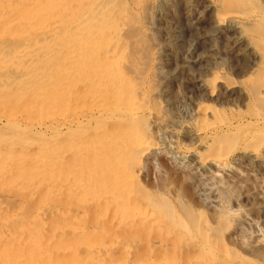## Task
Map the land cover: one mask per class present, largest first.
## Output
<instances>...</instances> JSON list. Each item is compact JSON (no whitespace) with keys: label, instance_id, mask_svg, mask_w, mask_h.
Returning a JSON list of instances; mask_svg holds the SVG:
<instances>
[{"label":"rangeland","instance_id":"rangeland-1","mask_svg":"<svg viewBox=\"0 0 264 264\" xmlns=\"http://www.w3.org/2000/svg\"><path fill=\"white\" fill-rule=\"evenodd\" d=\"M6 2L0 11V66H9L0 78V264H228L225 259L231 258L258 264V256H264V111L250 101L231 105L226 97L220 102L200 99L205 94L197 83L201 71L189 63L233 47L229 41L217 50L210 40L218 39L217 34L203 32L210 22L208 8L200 9L198 32L180 29L185 0H174V10L157 16L156 58L163 74L154 77L156 88L142 80L135 85L126 74L108 81L109 70L97 73L93 78L99 85L92 87L88 79L63 71L84 63L78 57L84 42L73 43L72 34L59 35L50 26L36 31L27 27L22 6L13 11L20 20L17 15L10 20L13 16L4 10L14 8V1ZM53 14L38 8L29 18L36 22ZM73 19L70 32L76 26ZM38 33L53 42L45 50L52 56L42 66L26 55L19 65L11 54L16 49L28 53L23 37L39 39ZM57 48L69 59L58 62ZM95 51L103 57L107 49ZM110 56L106 63L114 71L115 55ZM203 65L209 75L204 79L219 73L228 77L227 83L237 82L228 66L219 72ZM153 89H158L156 96ZM105 108L109 114L100 115ZM114 110L121 112L116 118ZM145 110L153 118L140 115ZM125 111L138 114L130 125ZM84 118L92 121L81 125ZM53 131L62 132L55 136ZM102 135L111 136L110 141L95 147ZM146 146L151 153L139 156ZM248 152L257 153L256 159L247 158ZM106 153L115 161H98ZM220 185L231 212L224 224L215 190ZM203 236L209 253L200 249Z\"/></svg>","mask_w":264,"mask_h":264},{"label":"bare ground","instance_id":"bare-ground-1","mask_svg":"<svg viewBox=\"0 0 264 264\" xmlns=\"http://www.w3.org/2000/svg\"><path fill=\"white\" fill-rule=\"evenodd\" d=\"M6 1L7 0H0V11H3V10H1V8L5 4ZM13 1H14L13 2L14 5L13 4L12 5L14 8H11V9L9 8L10 10H7V11L4 10V12H8L7 14L11 15V17L13 16L12 19H10V20L16 21L15 15H17L18 17L20 16V14L18 12H13L17 8V7L15 8V6H22L21 19H23L24 21L27 20V27L31 26V28L33 30H35V29L46 30V28H44V27L47 26V28H48L50 26L49 30L52 29L54 31V33H58V34L62 33L64 35L67 34L66 37L68 35L70 36V34H72L71 35V37H72L71 42H73V43L75 40H77L79 42L81 40V43L84 42L85 47L82 46L83 47L82 50H84V51H82L83 54L78 55V57L80 59H82L84 63L81 65L79 64L80 66L79 65H77L75 67L72 66L69 69L63 68V71H65L64 73H67V74L70 73V74L74 75L73 77H75V76L80 77L81 76L83 78L88 79V80H86V79L85 80L87 81L89 86L97 87L99 85V83L97 84V81H95V79L93 77H95L97 75V73H99L101 70H109L110 71L107 74V78H106L108 81L109 80L113 81L118 74H122V75L126 74V75H128L129 78H131L130 80L135 85H137L138 83H141L138 81L142 80L146 85H149L151 87H153V84L155 83L154 77L157 76L159 78L163 74L162 67L159 63H157L158 61L156 58L157 57L156 54L158 52L157 49H159L158 47L160 46L157 43V39L155 38V32H157L156 18L158 15H161V14L164 15V14H166V12H168L170 10H174V9H172L174 7V4H173L174 0H78L76 3L74 0L75 5H71V3H70V1H73V0H68L67 5L63 4V0H13ZM185 1H186V11L183 14L180 12L182 14L180 16V19H181V21H180L181 28L180 29L181 30H184L186 32L187 31L198 32V30H199L198 22H199L200 9L203 7H207L209 12H210V22H209L208 26L203 28V32L204 33L208 32V33L217 34V36H218V39L216 38L217 40L214 37H212L214 39H211L208 36L210 38L211 42L216 46L215 49L221 50L220 46L224 45V42L230 41L233 43L232 48H230L228 50H223L221 54L218 53V54H220V56H217L218 58L215 56V54H216V52H215L214 56H210V55H209L210 57L205 56L202 58V60L189 63L190 68H192V69L197 68L196 70H198V68H199L201 71L202 76L199 77L200 80L197 83L199 85L198 88L203 89V92L205 94H204V96H201L200 99L206 100V101L214 99L215 101L220 102V100L223 97H226V98H229L228 100L231 101V102L229 101V104H231V105H235V103H238V102L242 103V102H246V101L249 102L250 101L251 103H254V105H256V107L258 109H261L262 111H264V0H185ZM76 4L78 5L79 8L76 7ZM7 6H8V4H7ZM9 6H11V5H9ZM38 8L43 9L44 11L45 10L48 11L49 14L54 13L53 14L54 16L50 15L48 17V19H46V20L45 19L42 20V19L38 18V19H36V22H34L35 20L33 21V19L31 21V18H29V17L32 14L34 15ZM77 11H80V12L75 13ZM15 13H17V14H15ZM64 17H65V19H64ZM75 17H76V19L73 22V24L75 23L76 26L73 28L74 31L70 32V31H68L69 27H71L70 22L72 20H74L73 18H75ZM19 20H20V17H19ZM32 22H34V23H32ZM21 24H23V23L21 22ZM7 25H9V24H7ZM35 25H37L38 27H35ZM53 31H51V32H53ZM17 33H18V31H17ZM42 33H44V32H42ZM6 35H7V33H6ZM59 35H61V34H59ZM2 36H5V35H2ZM22 36H23V34H22ZM39 36L40 35L38 33V38H39ZM47 37H48V35H47ZM73 37H74V39H73ZM53 40H54V38H53ZM207 40H206V42H207ZM50 41L51 40H49L46 37H44V38L41 37L39 39L34 37V39H33V37L29 38V37L25 36V37H23V41H22L21 45H23V48L25 45L26 48L29 50V51H25V52H28L32 56L28 55V53H23V54L21 53L20 54L21 50L18 51L16 49L14 51V48L12 47L14 45V43L11 47L13 48V51L15 53L11 54V56L13 55L12 58L14 60H17L16 62L18 63L21 58L23 59V57L27 55L28 57L31 58V59H29L30 62L37 61V63L39 62V64H42V66H43L46 64V60L44 58L52 56L50 53L45 52V50H47V48H49L50 46L54 47L53 42L52 41L50 42ZM211 42H209V43H211ZM197 44L199 47H204V45H205V44L202 45V43H200V42ZM103 46H104V48L107 49V52L104 54L103 57H101V55L96 53L97 51H95V49L101 50ZM18 48H19V45H18ZM26 48H24V49H26ZM63 48L54 49V54H56L55 56L58 57V62L65 61L67 58L65 56L66 51ZM198 48H197V50H198ZM22 51H23V49H22ZM41 53H44L45 55L41 56ZM111 53H113V55H115L114 61L112 62L113 66H114V71H111L108 68V63H106V59H108L107 57H109ZM75 54L76 53H74L72 55L73 56L72 59L74 61L76 58L74 56ZM2 55H3V53H2ZM4 56H6V55H4ZM223 56H224V58H222ZM225 56L227 58H225ZM1 58H3V56L0 57V59ZM51 58H53V57H51ZM230 58H231V60H230ZM67 59H69V58H67ZM118 59H121V60H118ZM207 59H209L210 61H208ZM6 61H7V59H6ZM211 61H213V62H211ZM24 62L22 64H25ZM17 63H15V65ZM204 63H207L209 65L207 67L208 69H210V67H212L215 70L223 69L225 66H228V68H229L228 70H230L231 74L234 75L237 82H232V83L228 82L227 83L226 79H224L226 76H224V77L218 76L219 73H217V75L214 74V76H216V77H214L211 80L204 79L207 76H209L207 74L208 70H206L205 68L202 67V66H204L203 65ZM209 63H211V64H209ZM18 64L20 65V63H18ZM30 65H31V63H30ZM16 66H15V68H17ZM27 66H28V64H27ZM8 67L9 66H4V65H3V67L0 66V78H3L8 73V70H7ZM18 68H20V67H18ZM18 71H19V69H18ZM151 71H153V73L148 74V72H151ZM217 71H215V72H217ZM15 72H17V70ZM26 72H28V71H26ZM219 72H220V70H219ZM13 73L14 72H12V74ZM29 74L30 73H28V76H29ZM31 74H34V73H31ZM222 75H223V73H222ZM226 78H228V77H226ZM220 79L225 80V82L227 84L222 82V80H220ZM2 80L4 82L6 79L5 80L2 79ZM217 81H218V83H217ZM227 81H229V79ZM136 82H138V83H136ZM215 82H216V84H215ZM0 84H2V83H0ZM238 84H241L242 86H239ZM144 85H143V88L145 87ZM64 87H65V85H64ZM153 88H156V87L154 86ZM144 90H145V88H144ZM153 90H154V93L156 96V90H158V89H153ZM142 92H144L143 89H142ZM142 92H141V94L138 93L139 94L138 96H140V95L142 96ZM88 93H89V90H88ZM86 98H88L90 102L96 100V99H94L95 97L92 98V96L91 97L86 96ZM145 108H147V107H145ZM202 108H203V106H202ZM109 110L110 109L106 110V108H105V111L99 110L98 112L100 115H106V114H109V112H110ZM114 112H113L114 118L118 117V114H121V112H118L115 110H114ZM205 114H203L202 116L200 115V118L204 117ZM124 115L128 116V117H126V120H125L126 124H128V125H130L132 122H134L135 118L138 116L137 113H133V112L129 113L126 111L123 113V116ZM140 115H142L143 117L148 118V119H151L154 116L153 113L150 112L149 110H145L144 112H141ZM90 119L91 118H84L80 122L81 125L88 123V122H91L92 120L90 121ZM224 120L225 119H223V121ZM261 120L264 122V115L261 116L260 121ZM64 121H62L61 123H64ZM158 122H159V120L155 121L154 123L157 125ZM4 123L8 124V122H6V121ZM9 124H11V123H9ZM25 124H26V122H25ZM29 124H31V123H29ZM159 124H160V122H159ZM223 125L225 126V124H223ZM230 125H232V124H230ZM15 126H17V125H15ZM74 126H75V124L70 125L69 128L67 127V130H70V131L73 130ZM224 126H223V128H224ZM232 127H233L232 129H234V126H232ZM31 128H33V127L31 126ZM45 128L48 129V127H45ZM45 128H43V129L47 130ZM34 129H36V128H34ZM49 129H50V127H49ZM198 129H199V127H198ZM201 129L202 128H200V130ZM227 129H229V127H227ZM42 132H43V130H42ZM61 132L62 131H60V132L56 131V133H55L53 131V134L55 136H58V135H60ZM200 132H204V131H200ZM228 132H230V131H228ZM51 133H52V130H51ZM53 134H51L50 136L52 137ZM197 134H198V132H197ZM199 134H202V133H199ZM218 134H219V132H218ZM43 135H45V133ZM102 137H103L102 141L97 143L95 145V147L104 148V144L107 143V140L110 141V139H111V136L104 137L102 135ZM206 137H207V135L204 138V139H206L205 142H207L210 139L209 138L207 140ZM111 142H112V140H111ZM208 145H209V143H208ZM146 147L147 148L144 151L142 150L143 152H138L137 154L140 156L141 153H144V152L151 153V148H148V146H146ZM255 154H257V153H255ZM255 154L253 152H248L245 155L247 156V158L249 157L251 160V159H256ZM104 157H109V155L106 153L104 156H102V159L98 160V161H101V163H102V161L106 160V159H104ZM111 158H112V161H115L114 157H109L110 160H111ZM138 166H140V165H138ZM140 171H143V170H140ZM215 190L218 191V194L220 193V196L218 195L220 197L218 205H220V207H221V208H218V209H220V210H218L219 220L223 224H224V222L229 223L230 222L229 215H231L230 214L231 212H229V210H227V208L224 206V205H227L229 202L227 191H226V189L221 187V185H220V187H218V186L215 187ZM215 207H216V205H215ZM15 214L16 213H14V215ZM243 221L244 220H238V222H243ZM242 226H244V225H242ZM239 227L240 226L237 225L235 227V231L239 230ZM203 232H207V231H203ZM260 239H261V237H260ZM259 240L257 238V241H259ZM200 249L203 253H209L212 250L209 247V245L207 244V240L204 236H203L202 242L200 244ZM250 253L252 254V252H250ZM250 256H251V258H255L256 254L255 255L252 254ZM263 257H264L263 255L258 256V259H259L258 264H264V258ZM233 259L234 258L225 259V260L228 264H241L242 263L240 260H236V258H235V261H233ZM2 264H7V262L2 263ZM20 264H23V263H20Z\"/></svg>","mask_w":264,"mask_h":264}]
</instances>
